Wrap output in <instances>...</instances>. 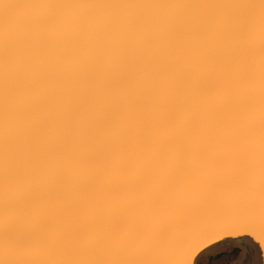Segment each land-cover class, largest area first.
Instances as JSON below:
<instances>
[{
	"label": "snow or ice",
	"instance_id": "6c2138e0",
	"mask_svg": "<svg viewBox=\"0 0 264 264\" xmlns=\"http://www.w3.org/2000/svg\"><path fill=\"white\" fill-rule=\"evenodd\" d=\"M233 246L264 250V0H0V264Z\"/></svg>",
	"mask_w": 264,
	"mask_h": 264
},
{
	"label": "bare ground",
	"instance_id": "6f19581e",
	"mask_svg": "<svg viewBox=\"0 0 264 264\" xmlns=\"http://www.w3.org/2000/svg\"><path fill=\"white\" fill-rule=\"evenodd\" d=\"M228 250V249H227ZM230 255L229 257L223 256L222 259L220 260L219 264H232V257H240L242 255V252L237 251V247L233 246L230 248ZM226 251V250H225ZM223 254V253H221ZM252 261L254 262V264H264V250H261L260 252H254L252 257H251Z\"/></svg>",
	"mask_w": 264,
	"mask_h": 264
},
{
	"label": "rangeland",
	"instance_id": "374dc122",
	"mask_svg": "<svg viewBox=\"0 0 264 264\" xmlns=\"http://www.w3.org/2000/svg\"><path fill=\"white\" fill-rule=\"evenodd\" d=\"M230 251L231 250L229 248L228 250L224 251L223 254H219L218 256H217V254H213L212 260H213L214 264H219L220 260L222 259L223 256L229 257V255L231 253Z\"/></svg>",
	"mask_w": 264,
	"mask_h": 264
}]
</instances>
